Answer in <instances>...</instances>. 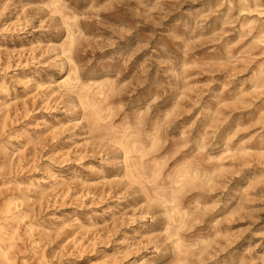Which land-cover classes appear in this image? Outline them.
<instances>
[{"label":"rangeland","instance_id":"rangeland-1","mask_svg":"<svg viewBox=\"0 0 264 264\" xmlns=\"http://www.w3.org/2000/svg\"><path fill=\"white\" fill-rule=\"evenodd\" d=\"M0 264H264V0H0Z\"/></svg>","mask_w":264,"mask_h":264},{"label":"bare ground","instance_id":"bare-ground-1","mask_svg":"<svg viewBox=\"0 0 264 264\" xmlns=\"http://www.w3.org/2000/svg\"><path fill=\"white\" fill-rule=\"evenodd\" d=\"M63 81H61L59 84H62ZM93 100L98 101V99H96L95 97H91L89 95L86 97V102L93 101ZM95 101L88 104L89 108H90V114L94 118L101 119V116H100V113H101L100 104L95 102ZM175 210H178V209L176 208Z\"/></svg>","mask_w":264,"mask_h":264}]
</instances>
